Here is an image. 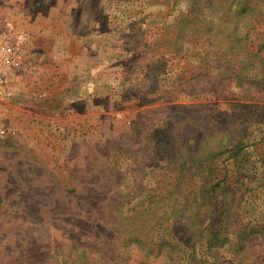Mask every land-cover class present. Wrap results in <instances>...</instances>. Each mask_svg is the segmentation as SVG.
<instances>
[{
	"label": "rangeland",
	"instance_id": "obj_1",
	"mask_svg": "<svg viewBox=\"0 0 264 264\" xmlns=\"http://www.w3.org/2000/svg\"><path fill=\"white\" fill-rule=\"evenodd\" d=\"M0 264H264V0H0Z\"/></svg>",
	"mask_w": 264,
	"mask_h": 264
},
{
	"label": "built area",
	"instance_id": "obj_2",
	"mask_svg": "<svg viewBox=\"0 0 264 264\" xmlns=\"http://www.w3.org/2000/svg\"><path fill=\"white\" fill-rule=\"evenodd\" d=\"M10 36L4 37L3 41H0V85H2L6 81V65L8 64V58L10 57L11 53H15V46L19 42L18 36V29L12 26L9 30ZM8 55V58H7ZM3 129L0 128V131Z\"/></svg>",
	"mask_w": 264,
	"mask_h": 264
}]
</instances>
